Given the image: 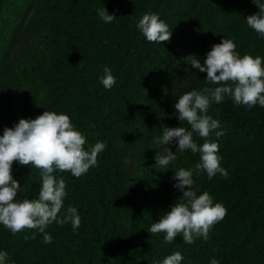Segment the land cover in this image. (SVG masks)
Masks as SVG:
<instances>
[{
  "label": "trees",
  "instance_id": "obj_1",
  "mask_svg": "<svg viewBox=\"0 0 264 264\" xmlns=\"http://www.w3.org/2000/svg\"><path fill=\"white\" fill-rule=\"evenodd\" d=\"M116 19L105 23L97 9ZM259 11L252 0H0V135L19 119H34L44 110L67 114L88 145L104 142L97 165L66 182L64 209L75 207L81 224L53 222L43 234L25 229L13 234L0 225V251L6 264H152L175 251L181 264H264V107L249 109L225 96L208 114L224 134L210 138L219 145L220 166L228 172L211 180L193 176L197 195L208 192L226 208L209 239L185 244L177 236L164 243V233L151 234L154 222L170 211L183 193L172 177L193 168L199 153L169 147L176 160L155 166L162 126L179 121L175 103L185 92L216 87L207 73L190 65L189 55L203 64L212 45L230 38L243 56L264 58V38L246 17ZM145 13L158 14L172 36L149 43L137 24ZM116 78L111 89L100 82L103 68ZM187 69V70H186ZM199 145L204 141L193 134ZM21 189L16 197L37 198L41 179L32 166L13 163ZM187 186H185V191ZM64 209L59 214L64 215Z\"/></svg>",
  "mask_w": 264,
  "mask_h": 264
},
{
  "label": "clouds",
  "instance_id": "obj_2",
  "mask_svg": "<svg viewBox=\"0 0 264 264\" xmlns=\"http://www.w3.org/2000/svg\"><path fill=\"white\" fill-rule=\"evenodd\" d=\"M252 3L259 11L248 15L246 23L264 38V0H252ZM97 13L105 23L116 19L105 7L97 9ZM137 27L149 43L169 42L172 36L168 24L155 13H145ZM236 48L232 39L223 38L212 45L203 64L195 55L186 57L193 68L207 73L205 81L219 86L194 89L179 96L174 105L177 118L187 122L191 130L163 125L162 135L154 138L157 145L163 146V151H157L154 157L155 166L159 168H166L175 161L177 151L190 150L200 157L193 168H179L174 172L172 179L176 183L173 186L183 195L148 230L151 234L164 233V243L171 244L178 235L185 244H193L200 237L206 241L213 226L226 215L221 203H214L206 191L197 195L192 186L194 174L206 172L210 180L218 173L228 177L227 170L220 166L219 145L210 138L220 128L219 120L208 114L211 104H219L228 96L236 105L249 109L256 105L264 107V58L251 54L241 56ZM103 73L100 82L111 89L116 78L108 67L103 68ZM194 133L203 139L202 144L194 141ZM223 134L215 131L217 138ZM173 141L178 143L175 153L167 147ZM86 144V137L75 128L70 117L55 111L44 110L34 119L21 118L13 127H5L0 135V225L13 234L25 229L38 230L45 244L52 243L53 238L45 229L53 222L60 225L70 222L74 231L78 229L81 224L78 210L72 206L64 209L67 185L55 173L70 172L79 178L96 166L98 155L106 145L97 142L86 149ZM14 162L39 170L41 183L37 198L16 199L21 185L12 175ZM62 209L64 215L61 217ZM7 259L8 253L0 251V264H6ZM183 259L181 252L175 251L162 261L153 258L152 264H181ZM210 264H219V261L212 258Z\"/></svg>",
  "mask_w": 264,
  "mask_h": 264
}]
</instances>
